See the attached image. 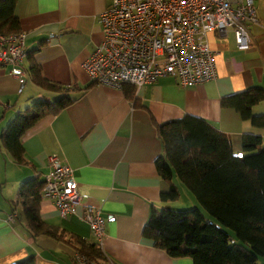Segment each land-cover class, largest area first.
Returning a JSON list of instances; mask_svg holds the SVG:
<instances>
[{
	"label": "crops",
	"instance_id": "obj_1",
	"mask_svg": "<svg viewBox=\"0 0 264 264\" xmlns=\"http://www.w3.org/2000/svg\"><path fill=\"white\" fill-rule=\"evenodd\" d=\"M110 3L17 0L15 15L25 35L28 56L22 65V77L0 69V133L18 112L35 102H52L60 97L32 82L30 61L39 65L47 82L69 88L76 101L57 115L42 118L24 133L21 143L29 166L15 164L0 144V264H12L31 255L35 264H74V251L69 247L45 236L33 242L28 239L16 195L24 182L34 178L43 181L50 155L72 169L80 203L72 215L62 218L51 202L41 199L39 213L45 224L98 244L85 215L99 211L105 223L99 247L106 264H193L190 258L169 257L142 236L152 210L199 207L176 178L173 184L179 192L178 200H160L169 185L156 171L155 161L162 146L151 117L158 124L186 115L200 118L225 134L236 154L242 151L243 135L260 137L264 146V127H255L220 105L221 99L248 89L264 90V0L254 1L258 23L249 28L247 50L237 49L230 29L208 36L215 54L213 81L181 87L173 78H161L136 89L133 101L122 90L93 84L82 69L83 61L101 41L99 15ZM251 113L264 117V102L254 106Z\"/></svg>",
	"mask_w": 264,
	"mask_h": 264
},
{
	"label": "trees",
	"instance_id": "obj_2",
	"mask_svg": "<svg viewBox=\"0 0 264 264\" xmlns=\"http://www.w3.org/2000/svg\"><path fill=\"white\" fill-rule=\"evenodd\" d=\"M17 0H0V35L20 32L15 15ZM42 45V43H40ZM32 82L60 94L55 101H38L18 112L0 133V144L17 165L29 166L21 139L46 116H54L75 103L70 89L47 82L39 65L30 61ZM86 89L79 90L82 93ZM125 97L134 100L136 88L123 84ZM264 102V90L252 88L221 99L222 108L234 110L243 121L264 127V117L252 116L254 106ZM162 153L155 161L158 176L169 185L161 193L164 203L175 202L176 178L193 196L198 208L152 210L142 236L171 258H190L193 264H262L264 261V146L260 137L243 135L240 155L229 138L206 121L184 116L158 124L151 117ZM43 181L24 182L17 190L28 239L45 236L74 251L93 264H106L96 243L45 224L40 218ZM74 264V258L72 259ZM12 264H35V257Z\"/></svg>",
	"mask_w": 264,
	"mask_h": 264
},
{
	"label": "built area",
	"instance_id": "obj_3",
	"mask_svg": "<svg viewBox=\"0 0 264 264\" xmlns=\"http://www.w3.org/2000/svg\"><path fill=\"white\" fill-rule=\"evenodd\" d=\"M255 0H111L99 15L101 41L82 63L89 80L121 90L136 89L161 78L175 79L181 87L211 82L216 77L211 33L230 29L238 50L251 42L249 28L258 23ZM28 56L22 32L0 35V69L22 77ZM41 198L65 218L79 206L80 193L72 169L56 156L46 159ZM98 245L105 236L99 211L85 215ZM12 221V217H8ZM77 264H93L74 255Z\"/></svg>",
	"mask_w": 264,
	"mask_h": 264
},
{
	"label": "rangeland",
	"instance_id": "obj_4",
	"mask_svg": "<svg viewBox=\"0 0 264 264\" xmlns=\"http://www.w3.org/2000/svg\"><path fill=\"white\" fill-rule=\"evenodd\" d=\"M181 211H182V210H181ZM259 262H260V263H263V260L260 259Z\"/></svg>",
	"mask_w": 264,
	"mask_h": 264
},
{
	"label": "bare ground",
	"instance_id": "obj_5",
	"mask_svg": "<svg viewBox=\"0 0 264 264\" xmlns=\"http://www.w3.org/2000/svg\"><path fill=\"white\" fill-rule=\"evenodd\" d=\"M79 203H80V201H79Z\"/></svg>",
	"mask_w": 264,
	"mask_h": 264
},
{
	"label": "water",
	"instance_id": "obj_6",
	"mask_svg": "<svg viewBox=\"0 0 264 264\" xmlns=\"http://www.w3.org/2000/svg\"><path fill=\"white\" fill-rule=\"evenodd\" d=\"M238 155H240V154H238Z\"/></svg>",
	"mask_w": 264,
	"mask_h": 264
}]
</instances>
